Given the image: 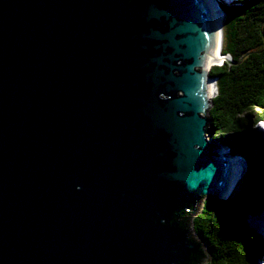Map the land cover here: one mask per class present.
Listing matches in <instances>:
<instances>
[{
  "label": "water",
  "instance_id": "1",
  "mask_svg": "<svg viewBox=\"0 0 264 264\" xmlns=\"http://www.w3.org/2000/svg\"><path fill=\"white\" fill-rule=\"evenodd\" d=\"M220 11L0 0V264H190L179 213L226 199L248 153L224 154L204 117L229 62ZM262 202L246 219L259 252Z\"/></svg>",
  "mask_w": 264,
  "mask_h": 264
},
{
  "label": "trees",
  "instance_id": "2",
  "mask_svg": "<svg viewBox=\"0 0 264 264\" xmlns=\"http://www.w3.org/2000/svg\"><path fill=\"white\" fill-rule=\"evenodd\" d=\"M219 7L223 12L221 55L230 61L210 71L216 94L204 117L209 129L215 130L213 142L228 145V152L236 156L242 154L238 153L241 148H250L251 154L243 153L244 175L226 199L201 197L176 221L198 245L190 264L206 260L205 264H255L262 254L256 245L262 239L249 235L246 219L255 203L264 199V171L257 170L264 161V144L243 132L264 121V0H238L230 5L221 1Z\"/></svg>",
  "mask_w": 264,
  "mask_h": 264
},
{
  "label": "rangeland",
  "instance_id": "3",
  "mask_svg": "<svg viewBox=\"0 0 264 264\" xmlns=\"http://www.w3.org/2000/svg\"><path fill=\"white\" fill-rule=\"evenodd\" d=\"M223 33V32H222ZM223 42H224V38H223V36H222V47H223ZM222 47H220L221 49H219V56H220V54H221V50H222ZM221 57L225 60H227V61H230V58L228 57V56H222L221 55ZM223 64V63H222ZM215 94H216V89H215V92L214 93H212V95H213V97L215 96ZM254 135L256 134V136L257 137H259L260 139H262L263 140V143H262V145L264 144V123L263 124H258L257 125V127L253 130V132H252ZM249 149V150H248ZM247 149V151L248 152H250L249 154H251V151H250V148H248ZM262 151L264 152V145H263V149H262ZM225 153H226V151H225ZM227 154H228V152H227ZM232 154H234V152L232 153ZM236 156V155H235ZM260 159H261V157L259 158V161H260ZM259 163V162H258ZM260 164V163H259ZM260 169H262L263 171H264V161H263V163H261L260 164V166H259V168L257 169L258 171H260ZM261 177H263V176H261ZM262 205H264V202H262ZM259 223V222H258ZM262 227V226H261ZM255 228V227H254ZM256 228L259 230V228L257 227V223H256ZM255 228V229H256ZM263 228V227H262ZM256 229V231H258ZM250 230V229H249ZM260 231V230H259ZM258 231V232H259ZM251 232V231H250ZM249 232V235H252V233H250ZM199 244L200 245H202L200 242H199ZM202 247H203V245H202ZM261 253V252H260ZM206 260V259H205ZM206 262H207V260H206ZM206 262H203V264H205ZM256 263L255 264H263V262L261 261L260 262V257H256V261H255Z\"/></svg>",
  "mask_w": 264,
  "mask_h": 264
},
{
  "label": "bare ground",
  "instance_id": "4",
  "mask_svg": "<svg viewBox=\"0 0 264 264\" xmlns=\"http://www.w3.org/2000/svg\"><path fill=\"white\" fill-rule=\"evenodd\" d=\"M229 1H233V0H229ZM214 13H217V11L216 10H214ZM219 44H220V47H222V35H220V38H219ZM218 47H219V45H218ZM218 48L217 49V52H218V54H219V49H221V48ZM216 52V53H217ZM218 54H217V57H218ZM220 56H221V54H220ZM219 58V57H218ZM209 92H210V95L213 97V95H212V93H214L215 92V86L214 85H212V86H210V90H209ZM231 160V159H230ZM230 165H231V167H232V169L233 170H238L237 169V165L233 162V161H230ZM258 226H259V228L260 229H262L263 231H264V215L258 220ZM263 228H262V227ZM264 258V252H262V254L260 255V261H261V259H263Z\"/></svg>",
  "mask_w": 264,
  "mask_h": 264
},
{
  "label": "clouds",
  "instance_id": "5",
  "mask_svg": "<svg viewBox=\"0 0 264 264\" xmlns=\"http://www.w3.org/2000/svg\"><path fill=\"white\" fill-rule=\"evenodd\" d=\"M221 1H223V3H225L226 5H230V4H233L234 2H236V1H238V0H234V2H229V0H216V2H217V4H218V8H219V10H221L220 9V7H219V4H220V2ZM222 11V10H221ZM220 11V12H221ZM264 123V121H260V122H258V124L260 125V124H263ZM257 124V125H258ZM221 145H223V144H221ZM225 147H224V152L226 151V153L228 152V149H227V147H226V144L224 145ZM229 147V146H228ZM229 153V152H228ZM229 154H232V153H229ZM234 155V154H233ZM256 263V262H255Z\"/></svg>",
  "mask_w": 264,
  "mask_h": 264
}]
</instances>
